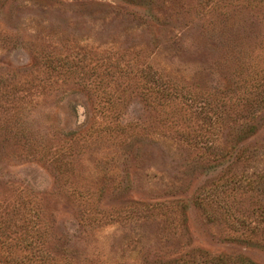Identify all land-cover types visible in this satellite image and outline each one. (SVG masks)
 Here are the masks:
<instances>
[{"label":"rangeland","instance_id":"374dc122","mask_svg":"<svg viewBox=\"0 0 264 264\" xmlns=\"http://www.w3.org/2000/svg\"><path fill=\"white\" fill-rule=\"evenodd\" d=\"M264 264V0H0V264Z\"/></svg>","mask_w":264,"mask_h":264},{"label":"trees","instance_id":"16d2710c","mask_svg":"<svg viewBox=\"0 0 264 264\" xmlns=\"http://www.w3.org/2000/svg\"><path fill=\"white\" fill-rule=\"evenodd\" d=\"M210 260L214 264H239L236 261H229V260L224 259L223 257H214V258H212ZM16 264H20V263L17 262Z\"/></svg>","mask_w":264,"mask_h":264}]
</instances>
